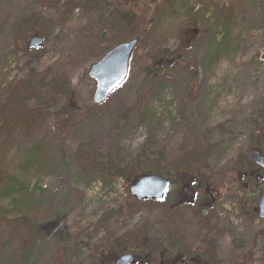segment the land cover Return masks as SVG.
<instances>
[{
    "label": "rangeland",
    "instance_id": "rangeland-1",
    "mask_svg": "<svg viewBox=\"0 0 264 264\" xmlns=\"http://www.w3.org/2000/svg\"><path fill=\"white\" fill-rule=\"evenodd\" d=\"M133 39L93 107L90 67ZM263 129L264 0H0V264H264ZM151 169L169 204L131 197Z\"/></svg>",
    "mask_w": 264,
    "mask_h": 264
},
{
    "label": "water",
    "instance_id": "water-1",
    "mask_svg": "<svg viewBox=\"0 0 264 264\" xmlns=\"http://www.w3.org/2000/svg\"><path fill=\"white\" fill-rule=\"evenodd\" d=\"M27 43V48L29 49H38V47L43 45L42 38L37 34L31 36ZM138 43L139 39H133L128 43H121L91 66L88 75L96 86L92 95V104L94 106L104 103L109 95L119 89L127 78L130 65L129 60ZM249 156L256 166L264 170V155L259 148L251 150ZM261 179L260 174L256 175L255 180L257 184ZM169 187V180L164 177L157 174H147L139 177L131 184L130 195L139 201L149 199L159 202L165 199ZM183 191H187V189H183ZM253 212L258 219L264 221V190ZM134 260V256L131 253H127L126 255L115 256L111 260V264H133Z\"/></svg>",
    "mask_w": 264,
    "mask_h": 264
},
{
    "label": "trees",
    "instance_id": "trees-1",
    "mask_svg": "<svg viewBox=\"0 0 264 264\" xmlns=\"http://www.w3.org/2000/svg\"><path fill=\"white\" fill-rule=\"evenodd\" d=\"M218 46V45H217ZM216 46V47H217ZM109 50V49H108ZM108 50H106L107 52H108ZM31 88V87H30ZM37 90H39V89H37ZM263 133H264V129H263ZM36 153L37 152H34V155H33V157H34V160H35V164L34 165H38L39 166V164L40 165H43V163H45V162H47V160L45 159V161H41L42 162V164L38 161V160H36V157H37V155H36ZM30 165H26V167H29ZM110 171L111 170H114V167H112L111 166V168L109 169ZM151 170H153V169H151ZM111 172H113V171H111ZM139 173H141L142 175H145V174H159V175H162L161 173H159L158 171H155V170H153V171H147V172H145V173H142V172H139ZM114 175L115 176H121V177H123V173H121V171L120 170H118V169H116L115 170V172H114ZM140 175V174H139ZM263 176H264V174H263ZM138 176H136L135 178H137ZM16 183H15V181L14 180H11L9 183H8V185L6 186V185H4V190H2V192L1 193H5V194H7V198H8V201L11 203H13V205H15V193H17V190L18 191H20V187L19 186H17V190L15 191L14 190V188H15V185ZM1 189H3V188H1ZM0 189V190H1ZM168 198H169V196L167 197V199H166V201L165 202H167L168 203ZM39 200H41L40 202H42V200H43V197H42V195H41V198H39ZM164 203V202H163ZM169 204V203H168ZM14 210H15V208H12V210H11V213L13 214V212H14ZM3 213V215L4 216H6V217H8V215H10L8 212H6V211H4V212H2Z\"/></svg>",
    "mask_w": 264,
    "mask_h": 264
},
{
    "label": "flooded vegetation",
    "instance_id": "flooded-vegetation-1",
    "mask_svg": "<svg viewBox=\"0 0 264 264\" xmlns=\"http://www.w3.org/2000/svg\"><path fill=\"white\" fill-rule=\"evenodd\" d=\"M25 49H26V47H25ZM41 93H42V91H41ZM41 99H42V94H41ZM252 176H253V172L244 175L245 178H249V179H250ZM186 189H187V192H186V193L183 192L182 194H184L187 198H188V197L191 198V197L194 195L193 191H192L189 187H186ZM210 196H211V195H210Z\"/></svg>",
    "mask_w": 264,
    "mask_h": 264
}]
</instances>
